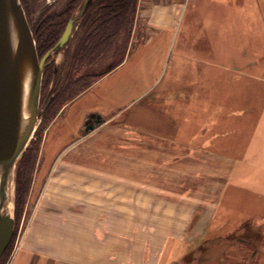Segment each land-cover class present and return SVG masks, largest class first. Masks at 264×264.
Here are the masks:
<instances>
[{
	"label": "crops",
	"instance_id": "obj_1",
	"mask_svg": "<svg viewBox=\"0 0 264 264\" xmlns=\"http://www.w3.org/2000/svg\"><path fill=\"white\" fill-rule=\"evenodd\" d=\"M143 3L144 40L45 129L8 264L264 242V0Z\"/></svg>",
	"mask_w": 264,
	"mask_h": 264
},
{
	"label": "rangeland",
	"instance_id": "obj_2",
	"mask_svg": "<svg viewBox=\"0 0 264 264\" xmlns=\"http://www.w3.org/2000/svg\"><path fill=\"white\" fill-rule=\"evenodd\" d=\"M147 1V0H146ZM154 3L160 2L163 4H182L183 10L188 7L189 0H149ZM68 0H56L53 3L48 2V0H20V3L27 15V20L30 22V27H36L37 30V21L39 20L42 12L46 9L52 11H62L65 8ZM144 0H139L136 18L134 22L133 32L129 37L127 32L124 30L114 39V41L109 42L103 52H99L97 54L98 58L92 63L88 59H85L83 62L79 64L80 69L77 72H74V76L81 77L86 74L89 77H98L102 75L106 70L110 68V66L117 64L121 60H123L127 53L130 45H137L142 42L146 35V22L143 18H141V10L144 8L145 3ZM41 13V14H40ZM28 22V23H29ZM33 32V31H32ZM81 34V21L77 23L74 33L71 37L70 43L61 51L53 52V54L49 57V61H52L53 68V78L51 82L47 83L46 78H44L45 69H47V65L43 72V80H42V89L40 95L39 102V114L40 117L36 124V129L33 133L31 140L28 143V147L30 146L32 141L38 142L40 136L36 135L39 127H43L46 122L51 120L54 111L64 103L66 99V92L64 91L65 81L69 77L70 73V60L68 58H72L74 54L77 44L79 42V36ZM111 45V46H110ZM53 49V48H52ZM50 51V50H49ZM48 51V52H49ZM40 58V57H39ZM48 61V62H49ZM47 62V63H48ZM91 63V64H90ZM91 80L90 78H86ZM45 80V81H44ZM81 88V87H80ZM79 89V88H78ZM77 90V89H76ZM51 101V102H49ZM49 102V103H48ZM52 105L51 109L48 110L49 106ZM49 111V112H48ZM48 117V118H47ZM25 150V151H26ZM24 154V153H23ZM39 156V155H38ZM23 155L18 160L16 166L13 171L10 172L8 182L6 185V197L10 198L11 201V215L15 219V233L13 236V242L9 250V254L5 259L2 260L1 264H8L10 256L14 250L18 237L21 235L22 230L25 228L26 219L29 218L32 210L28 208V202L30 197V191L32 188V183L30 184L29 193L27 196V200L22 210L19 212L20 214L16 218V187H17V176L19 173V165L21 162ZM36 170V167H35ZM35 170L32 175V180L35 174ZM0 187H1V175H0ZM8 198V199H9ZM252 235L245 234L244 237H241L240 240L231 241L226 243H214L209 244L207 248H196L183 252L182 248L176 247L173 251L168 252L169 254L162 260L161 264H264V257L260 256L263 252L260 250L262 246H264V242H256L252 239ZM204 249H209L210 252L207 253ZM171 250V248H170ZM193 250V252L191 251ZM235 250H241L240 252H236ZM180 253H185L182 256H178ZM171 254V256H170ZM173 254V255H172ZM218 255V257L216 256ZM249 255V256H248ZM255 255H257L255 257ZM213 256V257H211Z\"/></svg>",
	"mask_w": 264,
	"mask_h": 264
},
{
	"label": "water",
	"instance_id": "obj_3",
	"mask_svg": "<svg viewBox=\"0 0 264 264\" xmlns=\"http://www.w3.org/2000/svg\"><path fill=\"white\" fill-rule=\"evenodd\" d=\"M55 1L48 0L50 3ZM91 2L92 0L82 1L70 18L60 40L40 59L32 29L20 0H0V166H3L0 173V261L15 233V219L11 214L1 211L2 204L7 199L5 188L9 174L25 152L40 117L38 111L44 69L51 62H48V59L53 52L63 50L70 43L77 23L87 13ZM11 18L18 33L15 48L10 33ZM28 69L33 74L31 91L33 116L31 124L23 131L24 77ZM98 121L99 119L97 123ZM94 126L91 125L89 129H93Z\"/></svg>",
	"mask_w": 264,
	"mask_h": 264
},
{
	"label": "trees",
	"instance_id": "obj_4",
	"mask_svg": "<svg viewBox=\"0 0 264 264\" xmlns=\"http://www.w3.org/2000/svg\"><path fill=\"white\" fill-rule=\"evenodd\" d=\"M28 1L30 2L31 0ZM82 1L83 0H68L62 11L51 12V10L46 9L42 12V15L37 21V30L36 27H33L32 29L37 52L40 58L51 50L60 40L70 18L77 11ZM138 2L139 0H92L87 13L80 20L81 34L79 36V42L72 58H68V60H70V73L68 79L65 81L64 87L67 97L64 103L54 111L51 120L46 122L43 127H39L36 135H41L40 139L38 142H31L28 149L24 152L19 165L16 187V218L26 203L30 184L32 183V175L40 152L43 134L47 126L66 103L72 101L80 93L91 87L104 74L119 66L124 59L117 64L110 66L108 70L97 78H91L92 76L89 77L88 74L76 77L73 73L80 69L79 64L85 59H88L93 63L99 56H97V54H100L101 52L104 54L107 44L111 41L113 42L123 30L127 32L129 37L131 36ZM52 66L53 65L50 64L47 66V69H45L44 78H46V81H44L47 83L51 82V79L54 76ZM86 78H90L91 80L87 82L88 79ZM52 105L53 104L49 106L48 110L51 109ZM12 242L4 253L0 264L9 254Z\"/></svg>",
	"mask_w": 264,
	"mask_h": 264
},
{
	"label": "bare ground",
	"instance_id": "obj_5",
	"mask_svg": "<svg viewBox=\"0 0 264 264\" xmlns=\"http://www.w3.org/2000/svg\"><path fill=\"white\" fill-rule=\"evenodd\" d=\"M10 33L12 38L13 48L16 47L18 41V33L14 21L10 20ZM33 74L30 69L26 70L24 77V92H23V113H22V130H26L31 124L33 116V108L31 107V91H32ZM3 171V166H0V173ZM9 198V197H8ZM2 204L1 211L11 214V201L10 198Z\"/></svg>",
	"mask_w": 264,
	"mask_h": 264
},
{
	"label": "flooded vegetation",
	"instance_id": "obj_6",
	"mask_svg": "<svg viewBox=\"0 0 264 264\" xmlns=\"http://www.w3.org/2000/svg\"><path fill=\"white\" fill-rule=\"evenodd\" d=\"M40 59H41V58H40ZM49 59H50V58H49ZM49 59H48V61H49ZM50 64H52V61H51L48 65H50ZM48 65H47V66H48Z\"/></svg>",
	"mask_w": 264,
	"mask_h": 264
}]
</instances>
